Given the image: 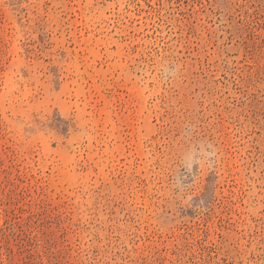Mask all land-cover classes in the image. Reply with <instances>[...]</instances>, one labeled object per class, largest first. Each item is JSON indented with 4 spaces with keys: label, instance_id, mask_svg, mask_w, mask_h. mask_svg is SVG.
<instances>
[{
    "label": "rangeland",
    "instance_id": "374dc122",
    "mask_svg": "<svg viewBox=\"0 0 264 264\" xmlns=\"http://www.w3.org/2000/svg\"><path fill=\"white\" fill-rule=\"evenodd\" d=\"M0 264H264V0H0Z\"/></svg>",
    "mask_w": 264,
    "mask_h": 264
}]
</instances>
